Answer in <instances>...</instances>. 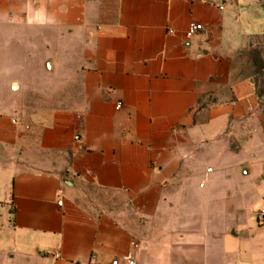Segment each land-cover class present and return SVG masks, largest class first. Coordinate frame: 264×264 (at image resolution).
I'll list each match as a JSON object with an SVG mask.
<instances>
[{
  "label": "crops",
  "instance_id": "obj_1",
  "mask_svg": "<svg viewBox=\"0 0 264 264\" xmlns=\"http://www.w3.org/2000/svg\"><path fill=\"white\" fill-rule=\"evenodd\" d=\"M263 35L258 0H0V264H264Z\"/></svg>",
  "mask_w": 264,
  "mask_h": 264
},
{
  "label": "rangeland",
  "instance_id": "obj_2",
  "mask_svg": "<svg viewBox=\"0 0 264 264\" xmlns=\"http://www.w3.org/2000/svg\"><path fill=\"white\" fill-rule=\"evenodd\" d=\"M258 1L264 5V0H258ZM253 46H254V53L258 65V75L255 79V87L258 97V106L254 112V117L257 120V125H258L257 129L260 131V133L263 134V139H264V35L262 37H258L257 39H255L253 42ZM32 64L33 63L27 64L25 62L21 64V66L19 65L20 67L18 66L19 68L17 69L19 75L18 78L22 79L23 81H26L27 88L31 89L29 90L30 93L33 91V88L35 86H38V84H41L42 82H44V80H46L45 78H48L46 76L41 75L40 73L25 72L26 70H28L27 67L31 66ZM48 80L49 79H47V81ZM27 88L24 91V93L21 94L20 97L23 96V98L25 99L28 96ZM247 171L248 169L245 168L243 170V173H246ZM13 245L14 244L10 239V228L6 217V212L4 209H0V254L4 255L5 258L7 259V255L9 254L10 249L13 247Z\"/></svg>",
  "mask_w": 264,
  "mask_h": 264
},
{
  "label": "built area",
  "instance_id": "obj_3",
  "mask_svg": "<svg viewBox=\"0 0 264 264\" xmlns=\"http://www.w3.org/2000/svg\"><path fill=\"white\" fill-rule=\"evenodd\" d=\"M204 30V27L201 24L198 23H190L187 29V38L191 39L194 37L197 33ZM81 140L80 135H77L75 137V141L79 142ZM60 205H62V202H60ZM258 222L261 226H264V209L260 210L258 215ZM135 248H138L137 245H135ZM123 261L125 264H137L132 254H128L126 257L123 258ZM112 264H121L120 260H114Z\"/></svg>",
  "mask_w": 264,
  "mask_h": 264
},
{
  "label": "water",
  "instance_id": "obj_4",
  "mask_svg": "<svg viewBox=\"0 0 264 264\" xmlns=\"http://www.w3.org/2000/svg\"><path fill=\"white\" fill-rule=\"evenodd\" d=\"M14 87L17 88V85L15 84Z\"/></svg>",
  "mask_w": 264,
  "mask_h": 264
}]
</instances>
